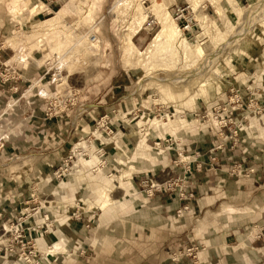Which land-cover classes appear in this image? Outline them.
<instances>
[{"label": "rangeland", "instance_id": "1", "mask_svg": "<svg viewBox=\"0 0 264 264\" xmlns=\"http://www.w3.org/2000/svg\"><path fill=\"white\" fill-rule=\"evenodd\" d=\"M263 1L0 0L3 218L44 219L48 245L57 221L85 220L51 264H207L198 245L211 246L204 233L219 236L225 222L238 230L226 249L240 258L217 244L213 264H264L249 253L252 236L264 237ZM164 23L179 30L173 44L157 38ZM140 175L144 195L125 193ZM97 178L110 189L98 194L103 210ZM195 181L207 193L196 195ZM260 185L259 198L240 192ZM156 193L191 204L168 212ZM208 194L221 200L202 207ZM126 198L130 213L117 201Z\"/></svg>", "mask_w": 264, "mask_h": 264}, {"label": "crops", "instance_id": "2", "mask_svg": "<svg viewBox=\"0 0 264 264\" xmlns=\"http://www.w3.org/2000/svg\"><path fill=\"white\" fill-rule=\"evenodd\" d=\"M49 123H52V125H54V127L59 126V122L57 120H51V122H49ZM139 145H138V147H139ZM138 147L137 148L135 147V150L138 151ZM145 148H146V145H145ZM124 149H131L129 147V144H127L126 141H125V148ZM145 150L143 151L142 155H147V152H145ZM120 161L121 160L117 161V163L120 164ZM148 161L150 162V160H148ZM152 163H151L152 167L157 166L156 163L155 164H154V162H152ZM193 166L195 168V164H193ZM105 175L106 174L103 173L102 178L106 179ZM142 177H144V175L134 176L132 178L130 177V181H129L130 185L129 186H131V187L127 188L128 186L124 185L123 189L125 190V193H132V191H134V193L136 194V188L137 187L135 188V183L139 182L141 184V178ZM97 180L99 182L101 179L97 178ZM99 184H101V183L99 182ZM194 184H195L194 191H196V195L199 196V195H203V194L207 193V190H205L206 187H204L203 185H200V182L198 183L195 181ZM58 186H60V185H58ZM65 186L66 185H64V187ZM93 186H94V188L92 189V191L97 194L96 199H98V205H99V201L101 203V201L103 199H105V198L100 199L101 196L105 195V193H108L110 189H106L105 188L106 186L104 184H101L99 189L96 188L94 184H93ZM66 187H65V189H66ZM248 188L249 187H247L246 190H241L240 192H242L243 194L256 192L255 197H258V198L262 195V192L260 191V189L262 188L261 185L258 187L256 186L255 188H253L251 190L250 189L248 190ZM73 191H74L73 188L67 189L66 194L63 197H65V198L72 197ZM137 191H138V193H140V195H142V196L144 195L142 190H139L137 188ZM226 192L232 193V190L229 191V189H227ZM98 194L101 196L98 197ZM216 198H217V195H215V194H208V196L201 197V200H202L201 206L202 207L205 206L207 204V201L211 202L213 200V202L214 201L217 202V201L221 200L220 198L219 199H216ZM153 199L156 200L157 202H159L163 208H166L168 212H174V213L177 210V208H179L183 205L190 206V204H191L190 202L185 203V201L178 199L177 196H175L174 194H171V193H156L155 197ZM137 200H139V199H137ZM65 201H67V200H65ZM117 201L121 204H125V206H126L125 209L129 210L128 213L132 212V209L134 208L133 207L134 204L131 203L132 202L131 199L126 198L125 200H117ZM198 201H199V199H197V206H195V204H193L194 208H196L198 206L200 208V203ZM224 203H226V202H224ZM99 208H100V210H103L101 207H99ZM108 211L106 210L105 213H107ZM128 213H126V214H128ZM111 217H112V215H109L108 218H106V220L101 223V226H106ZM63 220L64 221H62L61 223L59 221H57L59 224H58V227L56 229L55 228L51 229L52 231H50V235H49L51 237V239L55 240L57 238V241H58L60 238L64 237L67 240V238L69 239L70 236L74 235V233L77 236L79 234V232L82 231L83 227H85V224H86L85 220L74 221L73 219L72 220L68 219L67 216L63 217ZM208 222H209V219H208ZM203 226H205V225H203ZM203 226H201V227H203ZM77 230H80V231L77 233ZM213 231H215V229H211L207 233H204V235H205L204 239H208L209 242H212L211 246L205 245L206 248L201 247L199 242L197 241V243L199 244L198 248L202 249V251L200 253H203L205 255L210 256V263L208 262L207 264H213V255H215L214 258L217 257L216 256V252H217L216 250H218L216 247L217 244L221 245V248H222L221 253L229 255V257H231V254H232V257H234L236 260H238L237 258H240V257L236 256L231 251H227V249H226L227 248L226 245H234L236 242H238V238H237V234H236V232H238V230L234 229L233 226L228 225V223L225 222L221 226L220 231L217 232L219 234V236L216 237V234L212 233ZM47 239H48V236L41 235V236L36 237L35 240H36V242H39L41 247H43V245L47 244ZM202 244H204V243H202ZM250 244H251V247L249 249V253H251V252L253 253L255 251V255L257 257L259 256L260 260H263V258H264V237L259 238L257 235L255 237L252 236V240H251ZM70 246L71 245H69V249L71 250ZM215 247H216V249H214ZM218 254H220V253H218ZM241 255H243V253ZM215 264H221V263L215 262Z\"/></svg>", "mask_w": 264, "mask_h": 264}, {"label": "built area", "instance_id": "3", "mask_svg": "<svg viewBox=\"0 0 264 264\" xmlns=\"http://www.w3.org/2000/svg\"><path fill=\"white\" fill-rule=\"evenodd\" d=\"M184 30H191V25L187 24L184 26ZM153 186L151 194L154 193ZM158 189L155 188V190ZM193 196V193L190 194ZM33 225H23L22 218L17 219V224L14 225L10 219L3 218V211H0V257L13 256L18 254L21 257L17 264H51L57 262V254L51 256L53 261L46 260L43 255H40L35 244V236L44 235L48 229L42 232L43 223L38 222L37 218L33 215ZM260 237V236H259ZM33 257V259L31 258ZM49 256V254L47 255Z\"/></svg>", "mask_w": 264, "mask_h": 264}, {"label": "bare ground", "instance_id": "4", "mask_svg": "<svg viewBox=\"0 0 264 264\" xmlns=\"http://www.w3.org/2000/svg\"><path fill=\"white\" fill-rule=\"evenodd\" d=\"M262 0H260V2H261ZM264 2V1H263ZM258 4L259 3H255V4H253L252 6H254V9L256 10V7H258ZM260 5V4H259ZM253 10V9H252ZM241 11V10H240ZM244 18V17H243ZM251 18V17H250ZM260 19H261V17H260ZM177 24V23H176ZM178 28L177 27H175V28H173V29H170V24L169 23H164L163 24V26H162V29L159 31V33H158V35H157V38H161L162 36H164V37H166V39H168L169 41H170V43L171 44H173L174 43V39H175V36H177L178 35ZM242 33V31H239L238 33H237V35L238 34H241ZM91 39V41H93V42H96V41H98V38L97 37H94V38H90ZM180 39V38H179ZM190 48L191 49H196V47H197V45L196 44H194V43H191L190 45ZM198 72H200V71H198ZM185 78H186V76H184ZM183 77V78H184ZM180 78L181 77H176V78H174V79H170V80H168V82H172V83H174V84H177V83H179V80H180ZM182 78V79H183ZM165 80H167V78H165ZM83 109V108H82ZM179 114V113H178ZM75 116H77V115H75ZM180 120H182V119H180ZM175 121H178V119H176ZM183 121V120H182ZM157 125V124H156ZM175 125H180V123H176ZM175 127V126H174ZM78 144V143H77ZM89 146V145H88ZM85 147H86V145H85ZM75 149H77V147L75 148ZM145 150V143H144V141H141L140 142V145H139V147H138V152L139 153H141V155L143 154V151ZM103 168H102V166L98 169V171H101ZM107 200L106 199H103L102 201H101V203H100V207L102 208V209H105L106 208V205H107ZM230 209V208H229ZM40 211V210H39ZM39 211H37L36 212V214L37 213H39ZM37 218V217H36ZM44 218V217H43ZM38 221H40V222H42L43 220H39V219H37ZM64 241V240H63ZM58 242H59V240L57 241V242H55L54 244H52V245H48V244H45V245H48V249L47 250H41L39 247H38V245H37V242H36V240H35V244H36V247H37V249L39 250V251H43L44 252V255L45 256H43L46 260H49L50 261V258H49V256H47L48 254L49 255H51V254H53V255H56L59 251H60V249H61V247H58ZM45 245H43V247L45 246Z\"/></svg>", "mask_w": 264, "mask_h": 264}]
</instances>
